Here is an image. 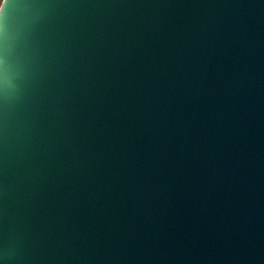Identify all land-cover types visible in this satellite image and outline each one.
<instances>
[{
  "label": "water",
  "instance_id": "obj_1",
  "mask_svg": "<svg viewBox=\"0 0 264 264\" xmlns=\"http://www.w3.org/2000/svg\"><path fill=\"white\" fill-rule=\"evenodd\" d=\"M0 264H264V0H2Z\"/></svg>",
  "mask_w": 264,
  "mask_h": 264
},
{
  "label": "snow or ice",
  "instance_id": "obj_2",
  "mask_svg": "<svg viewBox=\"0 0 264 264\" xmlns=\"http://www.w3.org/2000/svg\"><path fill=\"white\" fill-rule=\"evenodd\" d=\"M5 3H7V0H5Z\"/></svg>",
  "mask_w": 264,
  "mask_h": 264
},
{
  "label": "crops",
  "instance_id": "obj_3",
  "mask_svg": "<svg viewBox=\"0 0 264 264\" xmlns=\"http://www.w3.org/2000/svg\"><path fill=\"white\" fill-rule=\"evenodd\" d=\"M2 0H0V2H1Z\"/></svg>",
  "mask_w": 264,
  "mask_h": 264
},
{
  "label": "rangeland",
  "instance_id": "obj_4",
  "mask_svg": "<svg viewBox=\"0 0 264 264\" xmlns=\"http://www.w3.org/2000/svg\"><path fill=\"white\" fill-rule=\"evenodd\" d=\"M1 3V2H0Z\"/></svg>",
  "mask_w": 264,
  "mask_h": 264
}]
</instances>
